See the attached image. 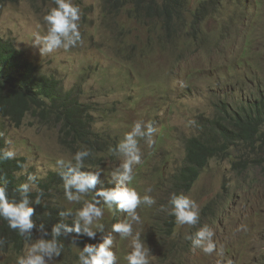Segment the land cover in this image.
<instances>
[{
  "label": "rangeland",
  "instance_id": "obj_1",
  "mask_svg": "<svg viewBox=\"0 0 264 264\" xmlns=\"http://www.w3.org/2000/svg\"><path fill=\"white\" fill-rule=\"evenodd\" d=\"M117 1L106 7L105 0H64L78 9L74 23L79 39L51 51L44 40L50 27L45 17L59 10L58 0H21L0 10V37L12 41L66 90L80 87L81 102L95 109V132L121 145L140 125V134L134 136L139 162L129 165L130 179H122L131 158L122 149L94 165L91 173L95 186L135 191V208H120L116 215L105 201L94 203V185L78 189L69 208L75 206L76 217L91 231L101 229L96 251L106 245L112 264H132L129 258L137 251L142 264H264L261 171L241 176L232 159L221 157L210 162L189 191L180 172L188 140L205 132V121L217 116V104L238 106L264 92V0H186L191 9L204 5L212 12L195 42L186 33L189 15L182 16L183 31H177L179 18L167 29L148 11L142 12V20L134 19L133 7L120 8L125 2ZM61 41L66 43L67 37L61 36ZM0 135L7 152L14 153L12 158H26L23 176L30 191L37 190L34 179L82 164L61 147L58 129L32 117L20 128L0 117ZM250 158L256 156L252 153ZM180 196L193 201L189 211L196 214L194 223L179 222L174 200ZM88 205L100 215L82 217ZM123 224L128 232L115 230ZM201 231L205 236L198 235ZM209 244L212 250L206 252ZM78 253L77 260L59 257L51 246L34 240L20 258L0 254V264L36 257L42 264H92Z\"/></svg>",
  "mask_w": 264,
  "mask_h": 264
},
{
  "label": "trees",
  "instance_id": "obj_2",
  "mask_svg": "<svg viewBox=\"0 0 264 264\" xmlns=\"http://www.w3.org/2000/svg\"><path fill=\"white\" fill-rule=\"evenodd\" d=\"M20 1L0 0V10ZM105 1L106 7L118 2ZM123 2L120 8L132 6L134 19L142 20V12L148 11L167 29L172 26V21L176 24L175 18H179L177 31H183L182 16L189 15L191 25L186 33L191 41L197 38L200 26L212 16L204 5L191 9L186 0ZM247 24L248 28H253ZM80 90V87L66 90L60 80L46 75L40 65L29 61L12 41L0 37V117L16 128L22 127L28 117L43 126L53 125L58 129L64 150L75 156L83 153L81 165L67 166L44 180L34 179L37 190L30 191L26 176H23L26 158L5 156L7 146L0 135V188L4 189L6 202L18 208L27 201L26 208L33 209L29 217L32 227L26 230L19 225L12 227V218L0 210V254L20 258L27 244L38 240L51 246L59 257L77 260L78 252H81L83 261L89 263L97 255L101 229L96 233L91 231L76 217L75 206L69 208V194L74 198L78 188L68 186L67 181L78 174L91 177L92 171L96 170L94 165L119 154L121 148L112 136L93 130L95 109L81 102ZM257 97L238 106L220 102L215 107L216 118L205 121V132L188 140L185 166L180 171L186 190L193 188L211 161L221 157L232 159L234 171L241 176L248 171L250 175L254 169L264 176V92ZM252 153L256 158H250ZM94 187L96 190L91 193L90 200L96 204L105 201L114 214L120 215L117 201H109L100 195L102 191L114 192V187L104 184ZM88 248L92 251L88 252Z\"/></svg>",
  "mask_w": 264,
  "mask_h": 264
},
{
  "label": "clouds",
  "instance_id": "obj_3",
  "mask_svg": "<svg viewBox=\"0 0 264 264\" xmlns=\"http://www.w3.org/2000/svg\"><path fill=\"white\" fill-rule=\"evenodd\" d=\"M59 10H53L49 15L45 17V19L49 22L50 27L48 28V35L44 37L46 42V50L51 51L53 48L62 46L64 48H68L69 45L75 43L76 40L79 39V33L77 31V25L74 23L79 17L77 15L78 9L71 6L70 3L64 2V0H58ZM71 32L72 36H68V33ZM61 36L67 37V42L62 44ZM152 129L149 127V132ZM136 134H140V125L136 124L134 127V131L128 134L125 138V142L120 145L122 150H126L131 157L128 163L124 165L125 174L122 179L128 180L130 179L127 172L130 170L129 165L135 161L139 162V157L135 155L137 141L134 139ZM14 155L13 152L9 151L5 153V156L12 157ZM80 155H77V160L80 159ZM62 162V161H61ZM96 183V178L94 176H86L83 174L75 175L72 179L67 181L68 186H75L81 191H84L87 187H91ZM100 195L104 196L107 200H118L120 201V208L131 211L135 208L138 203L137 194L135 191H129L127 189L120 190L116 192H108L102 191ZM73 197L69 194V199ZM147 199V198H145ZM152 203L151 200L148 201ZM174 203L177 208V216L179 222H188L194 223L196 219V214L194 211H189L190 206L193 205V201L184 196H180L174 200ZM27 201L22 203L18 208L10 206L5 199V192L3 188H0V210H2L3 214L7 217L12 218V227H16L19 225L22 230H26L32 227V223L29 217L33 213V209L26 208ZM90 213H94L97 216L100 215V210L93 207L92 205H88L84 211L80 213V215L84 218H88ZM116 231L128 232L129 227L126 224L123 225H115ZM79 228L77 227V231ZM199 236H205V232L201 231L198 233ZM210 235V234H209ZM111 243V241H108ZM212 250V245L205 249L206 252H210ZM88 252H91L92 249L88 248ZM132 261V264H142L143 257L140 255L139 251L135 254V256L129 258ZM113 256L112 253L106 251V245L101 246L99 248L98 254L92 258V264H112ZM20 264H42L41 258L36 257L35 259H29L27 261H21Z\"/></svg>",
  "mask_w": 264,
  "mask_h": 264
}]
</instances>
